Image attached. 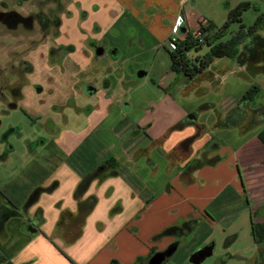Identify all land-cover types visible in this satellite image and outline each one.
<instances>
[{"label":"crops","instance_id":"1","mask_svg":"<svg viewBox=\"0 0 264 264\" xmlns=\"http://www.w3.org/2000/svg\"><path fill=\"white\" fill-rule=\"evenodd\" d=\"M117 2L122 4L126 20L135 22L136 11L130 7V1ZM195 22L181 8L171 29L176 33L180 30L183 36V27L189 30ZM0 25L5 32L20 29L26 37L33 29L21 24L11 27L1 20ZM46 27L40 29L47 34ZM260 33L264 35V31ZM103 40L84 39L78 72L88 71L85 78L90 85L85 89L87 99L76 107L80 112L74 119L82 124L79 129H63L53 139H40L31 155L27 153L12 168L11 154L15 148L5 143L3 150L4 142H0V203L21 208L35 187L56 182L51 191L38 193L20 216L4 221L0 264H107L111 259L134 264L138 257H146L151 248L150 243L143 249L138 247L139 227L135 223L142 211H149L153 222H164L162 228L173 224L168 217L171 210L177 213V220L191 221L194 229L206 223L210 227L216 218L231 221L238 211L248 213L250 224L257 219L252 216L256 208L251 207L264 199V121L250 127L252 112L247 107L239 122L226 125L224 121L251 86L255 85L259 94L264 91V71L263 78L256 80V73L248 72L252 66L238 64L231 56L221 57L226 59L222 62L214 58L203 73L191 79L185 77L184 94H191L192 98L183 109L181 120L194 123L199 130L197 136L207 132L196 150L190 145L196 134L186 138L189 141L185 147L169 146L167 137L161 136L165 132L163 127L152 136L147 134V126H157V120L147 125L145 115L133 119L125 113L127 103L120 104L118 98L125 84L126 68L108 59L113 56L117 60L118 51ZM8 45L6 50L0 47V104L14 108L15 103H8L9 98L4 95L14 84H8L7 74L15 68H28L29 64L22 58V51H18L22 42ZM97 48L101 50L99 54ZM111 48L113 54L109 52ZM74 50L71 46L69 52ZM107 59L104 66L99 65ZM257 103L250 100L249 105ZM150 109H146L150 115L160 113L157 103L151 104ZM106 160L118 164L117 174H110L111 170L105 168L100 177L90 182L82 199L93 195L96 202L83 222L77 224L79 206L74 189L84 173ZM193 160L201 164L189 168ZM259 170L263 173L253 176ZM115 206L120 209L110 213ZM210 212L216 217L211 218ZM26 225L39 232L30 233ZM151 236L148 234L147 238ZM120 248L126 251L119 252ZM194 248L181 261L188 262Z\"/></svg>","mask_w":264,"mask_h":264},{"label":"rangeland","instance_id":"2","mask_svg":"<svg viewBox=\"0 0 264 264\" xmlns=\"http://www.w3.org/2000/svg\"><path fill=\"white\" fill-rule=\"evenodd\" d=\"M129 1L130 7L136 11L135 22L126 20V14L123 15L122 12L123 6L117 0H0V9H11L34 17L33 29L29 30L27 37L20 29L5 32L4 27L0 25L1 49H9L8 43L22 42L18 51H22V58L29 64L28 68H15L7 74L8 84H14L4 95L9 98L8 103L13 101L16 106L8 108L6 103L0 104V142H4L3 150L5 143H10L15 148L11 154V168L20 163L27 153L31 155L40 139H53L63 129L74 131L82 126L81 121L74 118L80 112L76 107L87 99L85 89L90 85L89 80L85 78L88 71L78 72L85 48L84 39L89 37L104 38L103 41L112 43L111 47L118 51L117 60L113 56L108 59L126 68L125 84L118 98L120 104L124 101L127 103L125 113L133 119L145 115L147 125L157 120V126H147L148 135L152 136L163 127L161 129L165 132L161 136L167 137V145L185 147L186 138L192 137L199 130L194 123H185V118L181 120L183 109L187 108L188 100L192 97L191 94H184L187 80L171 71L167 54V49H170L169 40L182 37L180 30L176 33L171 29L177 14L184 8L192 20H196L195 24L189 27V31L194 32L200 20L205 23L210 21L215 27H220L230 9L240 2L249 1L252 7L242 11L240 21L230 23L222 38L226 40L238 30L240 24L251 25L264 9V0ZM55 18H59L56 28ZM39 19L49 22L46 27L47 34L40 29ZM132 28L135 30L133 33ZM71 46L75 49L73 52H69ZM112 48L110 50L114 51ZM205 50L207 46L204 45L201 52ZM108 59L101 60L99 65L104 66ZM216 60L222 62L226 59ZM2 61H5V57ZM247 64L252 66L248 72L256 73V80H261L263 71L260 63ZM139 71L145 74L137 76ZM15 92L17 94H14ZM249 99L252 103L264 104V91L259 95L252 93ZM153 103H157L160 108V113L156 115L147 112L151 110L150 105ZM161 115H167V120L159 118ZM70 116L72 121H69ZM178 123L180 124L176 126ZM13 128L15 132H10ZM206 132L207 130L199 134L200 136L196 134L190 142L193 150L200 147ZM191 164L193 161L188 166ZM262 173L263 171L259 170L253 176L259 177ZM261 203L251 207L256 208L253 217H257L254 222L257 242L252 236L246 211H238L231 221L216 218L210 227L206 223L194 229L193 223L190 222L191 229L186 230L181 228L183 221L176 219L175 210H171L168 216L174 221L171 225L178 226L182 231L181 235L160 234L165 228L161 227L164 222H153L149 211H142V217L136 219L138 222L135 223L139 227L138 247L143 249L150 243L151 254L163 250L175 239L178 241L176 251L162 264H191L186 262L187 259L181 261L187 251L212 241V254L200 264H264V256H261L264 252V199ZM208 214L211 218L216 217L213 212ZM148 234L152 235L149 239ZM124 250L126 251V248L118 249L119 252ZM141 263L147 264V260Z\"/></svg>","mask_w":264,"mask_h":264},{"label":"trees","instance_id":"3","mask_svg":"<svg viewBox=\"0 0 264 264\" xmlns=\"http://www.w3.org/2000/svg\"><path fill=\"white\" fill-rule=\"evenodd\" d=\"M250 7H252V4L249 1L238 3L235 7L228 11L227 18L220 27H215L212 22L207 21L206 25L201 27L202 41L194 39L190 35V31L183 27L184 35L181 38L170 40V49H167L171 71L191 79L194 76L203 73L214 58L231 56L235 57V60L238 64L253 62L260 63L261 68L264 71V35L260 33V31H264V9L256 16V19L251 25L245 26L240 24L238 30L229 39L222 40L230 23L234 21H240L242 11ZM38 22L40 23L42 29H45V27L49 25V22L46 23L45 20L39 19ZM54 22V25L57 27L59 24V18H55ZM16 23L21 24L22 26L24 25V27L27 29L32 28V21L22 17L21 14H19L18 20L11 23L7 22L6 24L8 26L14 27ZM204 45L207 46V50L201 52V49ZM189 52L193 53L189 54ZM252 93H256V95H259L260 93L255 85L246 90L240 102L225 117L224 122L226 125H233L234 123L239 122L243 117L244 109L246 107L252 112L248 123L250 127L264 121V105L259 103L249 105V97ZM179 124L180 123L176 124V126ZM187 141L189 140H185V142ZM200 164L201 163L198 160H193V164H191L189 168H195ZM117 165L118 164L113 160H106L103 163L96 165L91 171L86 172L81 176L73 192V196L78 202L79 206V214L75 220V223L81 224L85 216L89 213L96 202V198L93 195L82 199V196L88 188L90 182L94 178L100 177V173L105 168L111 170L109 172L110 174L116 175L117 172L115 167H117ZM55 185L56 182L54 181L47 187H35L21 208H17L15 206L11 207L0 203V236L4 233L3 225L5 220L11 217L20 216L22 212L25 211L26 207L31 205L36 200L38 193L43 191L49 192L55 187ZM119 209V206H115L111 208L110 213H115ZM41 221L42 220L40 219V222ZM190 222L191 221H183L181 228L186 230L187 228L191 229L189 226ZM25 227L30 233L39 232V229H32L29 225H26ZM251 230L255 242H257L258 237L255 233L254 223H251ZM77 234L78 231L76 232V235ZM160 234L181 235L182 231L181 229H178V226L171 225L165 227ZM153 253L154 252L144 258L138 257L136 259V263L138 262L142 264L141 262L148 260L150 255ZM107 264L123 263H119L117 260L111 259Z\"/></svg>","mask_w":264,"mask_h":264},{"label":"water","instance_id":"4","mask_svg":"<svg viewBox=\"0 0 264 264\" xmlns=\"http://www.w3.org/2000/svg\"><path fill=\"white\" fill-rule=\"evenodd\" d=\"M101 50H96V53H100ZM144 75V72H137V76ZM178 241H173L168 244L163 250L154 252L147 260V264H162L167 258H169L177 249ZM214 243L211 241L201 247H198L193 251L189 257L188 262L191 264H200L206 257L210 256L213 252Z\"/></svg>","mask_w":264,"mask_h":264},{"label":"flooded vegetation","instance_id":"5","mask_svg":"<svg viewBox=\"0 0 264 264\" xmlns=\"http://www.w3.org/2000/svg\"><path fill=\"white\" fill-rule=\"evenodd\" d=\"M1 4H2V2H1ZM19 14L20 13L14 11V10H11V9H3L2 8V9H0V20L3 21V22H5V23H7V22L11 23L13 21L15 22L16 20H18ZM21 16L24 17V18H26V19H30L31 21L34 20L33 19L34 18L33 16H29V15H21ZM15 25H17V23ZM97 49L100 50V48H97ZM109 52L112 53L113 51L112 50H109ZM174 241H175V239H174ZM203 245L204 244H201V245L196 246L192 251H194L195 249H197L198 247H201Z\"/></svg>","mask_w":264,"mask_h":264},{"label":"built area","instance_id":"6","mask_svg":"<svg viewBox=\"0 0 264 264\" xmlns=\"http://www.w3.org/2000/svg\"><path fill=\"white\" fill-rule=\"evenodd\" d=\"M206 23L202 22L201 20L198 22V27L196 28V30L194 32H190V35L194 38V39H198V41H202V33H201V27L205 26Z\"/></svg>","mask_w":264,"mask_h":264}]
</instances>
